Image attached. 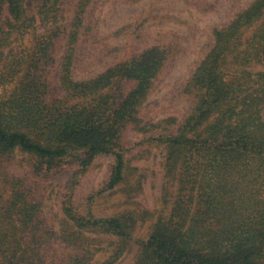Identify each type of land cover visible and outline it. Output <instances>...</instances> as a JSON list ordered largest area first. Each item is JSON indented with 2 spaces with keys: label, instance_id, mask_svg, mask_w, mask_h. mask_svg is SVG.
<instances>
[{
  "label": "trees",
  "instance_id": "obj_1",
  "mask_svg": "<svg viewBox=\"0 0 264 264\" xmlns=\"http://www.w3.org/2000/svg\"><path fill=\"white\" fill-rule=\"evenodd\" d=\"M59 2L37 0L30 16L27 0H0V85L19 77L0 99V171L16 149L35 158L36 173L51 170L70 150L112 153L104 190L128 187L126 199L133 200L142 180L115 149L131 124L143 141L163 148L166 184L175 188L168 214L137 241L134 264H264V0H252L212 29L211 46L183 89L190 108L180 120L158 122L139 111L170 60L171 46H149L77 80L72 68L86 4L80 0L62 32ZM37 22L46 32L35 33ZM31 31L34 50L13 54L11 46ZM60 40L64 96L52 98L47 77ZM63 213L58 227L52 225L39 193L0 172V264H92L100 234L114 241L100 264H114L138 220L153 217L147 210L146 218L131 211L96 217L76 213L70 204Z\"/></svg>",
  "mask_w": 264,
  "mask_h": 264
},
{
  "label": "rangeland",
  "instance_id": "obj_2",
  "mask_svg": "<svg viewBox=\"0 0 264 264\" xmlns=\"http://www.w3.org/2000/svg\"><path fill=\"white\" fill-rule=\"evenodd\" d=\"M86 7L82 27L75 47L72 75L86 79L97 75L110 64L127 59L143 49L157 44L172 48L170 60L156 79L154 88L143 103L139 116L144 120L158 122L167 117L180 120L192 104L191 97L183 89L200 59L212 43L211 31L216 26L228 23L252 0H82ZM80 0H60L62 11L60 31L72 22ZM37 0H27V11H35ZM33 16V15H32ZM35 33L46 32L40 22ZM33 31L23 42H15L14 53L26 54L35 48ZM64 40L57 44L55 64L48 74L49 95L64 96L60 85L61 56ZM20 76V75H19ZM19 77L0 85V99L11 94ZM74 98L73 103H81ZM129 125L123 130L120 143L115 149L123 152L132 176L142 180V191L133 200L126 199L128 187L118 186L104 190L114 166L112 153L96 155L80 148L50 166L51 170L36 173L34 157L19 149L3 161L1 177L21 180L28 188L36 190L44 204L47 220L58 227L64 217L63 208L70 204L76 213H91L107 217L121 211H131L146 218L138 220L133 239L126 251L114 264H134L139 251L138 240H143L159 215H167L175 188L166 184L164 173V150L149 145L144 136ZM132 177V178H133ZM99 250L92 264H100L111 255L114 241L107 235H98Z\"/></svg>",
  "mask_w": 264,
  "mask_h": 264
}]
</instances>
